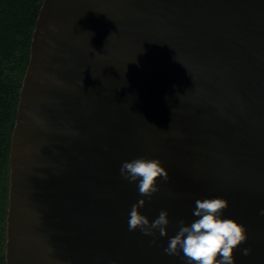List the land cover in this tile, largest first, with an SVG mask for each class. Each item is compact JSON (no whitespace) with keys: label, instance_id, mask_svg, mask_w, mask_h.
<instances>
[{"label":"water","instance_id":"water-1","mask_svg":"<svg viewBox=\"0 0 264 264\" xmlns=\"http://www.w3.org/2000/svg\"><path fill=\"white\" fill-rule=\"evenodd\" d=\"M138 157L169 171L140 209L168 210L166 237L128 229L141 197L120 166ZM213 197L247 229L235 264H264V0H44L11 142L7 264H186L164 248Z\"/></svg>","mask_w":264,"mask_h":264},{"label":"clouds","instance_id":"clouds-1","mask_svg":"<svg viewBox=\"0 0 264 264\" xmlns=\"http://www.w3.org/2000/svg\"><path fill=\"white\" fill-rule=\"evenodd\" d=\"M120 175L129 183L136 184L141 197L129 211V231L139 229L145 236L156 237L157 233L160 237L168 236L171 223L168 210H161L154 220L140 211L153 194L160 191L158 179L169 180L167 168L158 158L138 157L124 161L120 166ZM228 207L226 198L196 199L192 212L196 219L190 224L183 219L178 221V231L169 237L164 252L170 256L182 254L186 264H235L234 249L248 240V233L244 224L224 217L223 212ZM260 214L264 215V209L260 210ZM151 242L155 244L156 239ZM250 253L251 248L242 251L245 256Z\"/></svg>","mask_w":264,"mask_h":264},{"label":"trees","instance_id":"trees-1","mask_svg":"<svg viewBox=\"0 0 264 264\" xmlns=\"http://www.w3.org/2000/svg\"><path fill=\"white\" fill-rule=\"evenodd\" d=\"M43 1L0 0V264H7L12 135Z\"/></svg>","mask_w":264,"mask_h":264}]
</instances>
